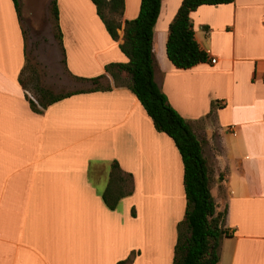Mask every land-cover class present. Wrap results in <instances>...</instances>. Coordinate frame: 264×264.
I'll return each instance as SVG.
<instances>
[{
    "label": "crops",
    "instance_id": "crops-1",
    "mask_svg": "<svg viewBox=\"0 0 264 264\" xmlns=\"http://www.w3.org/2000/svg\"><path fill=\"white\" fill-rule=\"evenodd\" d=\"M18 1L20 18L12 0H0V264H172L185 209L180 155L128 89L129 76L105 71L127 62L118 45L140 0H124L117 41L90 0H56L65 70L90 86L40 112L19 83L22 4L38 0ZM181 1L161 2L154 81L201 144L215 215H223L217 264H264V0L192 12L208 60L186 70L165 49ZM100 75L92 91L88 80ZM126 175L132 193L111 210L103 196L122 189Z\"/></svg>",
    "mask_w": 264,
    "mask_h": 264
},
{
    "label": "trees",
    "instance_id": "trees-1",
    "mask_svg": "<svg viewBox=\"0 0 264 264\" xmlns=\"http://www.w3.org/2000/svg\"><path fill=\"white\" fill-rule=\"evenodd\" d=\"M90 1L109 37L113 41H117L124 12V0ZM233 1H181L174 18L168 25L165 45L166 56L175 68L186 70L208 60L206 52L199 47L194 38L190 14L203 5H225L231 4ZM12 2L16 14L20 18L19 1L12 0ZM161 2L162 0H140L138 15L132 20H125L122 28V43L118 45L121 53L127 58V62L110 64L105 67V71L111 72L112 69H115L118 72H125L129 76L128 89L137 98L152 121L155 130L168 136L180 155L183 168L185 209L183 220L177 226V240L172 264H217L219 260L218 247L224 234L220 226L223 215H215V204L210 194L209 169L202 155L201 144L184 119L168 104L165 95L154 81L155 61L152 40ZM50 12L56 30L55 37L59 42L65 64L56 0H50ZM25 67L22 70L19 83L26 91L29 90V84L33 83L31 90L36 104L30 99L28 101L35 112H40L37 105L41 109H45L71 95L83 93V91H76L54 95L49 90L35 84L31 76L24 81L22 77ZM103 77L104 75H100L88 80L94 85L92 91L98 89L96 85ZM117 172L119 173L120 169L114 162L112 176L115 177L114 174ZM126 179L122 189L115 193L108 192L103 196L109 209H114L122 197L131 195L132 178L130 175H126ZM130 260L131 258H127L117 264H128Z\"/></svg>",
    "mask_w": 264,
    "mask_h": 264
},
{
    "label": "rangeland",
    "instance_id": "rangeland-1",
    "mask_svg": "<svg viewBox=\"0 0 264 264\" xmlns=\"http://www.w3.org/2000/svg\"><path fill=\"white\" fill-rule=\"evenodd\" d=\"M29 3L26 2L25 6L23 3L21 10L27 48L24 81L31 76L35 84L54 95L88 89L89 84L75 80L65 70L61 48L55 37L50 1L48 5V0H38L35 7H29ZM32 85L29 84L27 90L30 98L33 97ZM99 87H104V82H100Z\"/></svg>",
    "mask_w": 264,
    "mask_h": 264
},
{
    "label": "built area",
    "instance_id": "built-area-1",
    "mask_svg": "<svg viewBox=\"0 0 264 264\" xmlns=\"http://www.w3.org/2000/svg\"><path fill=\"white\" fill-rule=\"evenodd\" d=\"M210 62H211V63H215V60H211Z\"/></svg>",
    "mask_w": 264,
    "mask_h": 264
}]
</instances>
